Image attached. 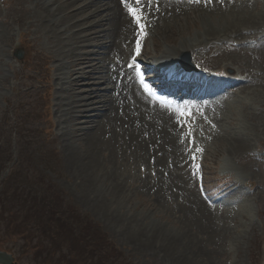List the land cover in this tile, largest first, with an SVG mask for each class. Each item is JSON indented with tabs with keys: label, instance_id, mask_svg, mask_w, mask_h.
<instances>
[{
	"label": "rangeland",
	"instance_id": "rangeland-1",
	"mask_svg": "<svg viewBox=\"0 0 264 264\" xmlns=\"http://www.w3.org/2000/svg\"><path fill=\"white\" fill-rule=\"evenodd\" d=\"M61 2L54 0L52 7L62 15L51 19L47 14L56 12L48 13L44 0H0V156L9 160L0 179L16 166L22 179L41 181L46 197H61L63 206L70 205L87 215L133 264H264V18L259 17L264 13V0H222L219 8L223 13H215V8L184 12L179 19L170 20L171 26L166 27L162 37L150 35L145 43L147 54L135 62L144 66L165 48L180 45L189 50L184 53L190 52V63L199 71L224 75L229 67L233 70L230 74L236 79L230 78L231 83L219 95L218 103L222 104L214 110L227 135L194 145L202 169L194 178L191 164L189 189L205 209L206 214L199 210L203 216H188L180 211V207L191 204H184L183 197L171 196L181 194L177 183L168 182L163 196L157 199L156 192L148 193L138 187L140 180H149L150 175L158 179V168L153 167L152 160L147 163L132 156L129 169L124 161H119L118 176L127 181L126 186L120 187L113 184L115 178L104 175V168L101 174L99 170L70 166L68 147L79 151L75 140L81 124L78 120L66 121L62 112L73 96L69 83L72 58L67 60L65 56L68 48L75 53L88 52L90 45L77 49L75 35L61 37L55 24L52 28L59 21L68 25L64 14L71 25L83 20L74 15V7L65 9ZM237 17L253 18L242 25ZM211 20H217L214 26ZM203 32L210 35H206L208 39L200 37ZM132 47L130 44L127 59ZM17 49L22 50L20 60L13 56ZM84 81L79 83L80 89L82 84L84 89L94 86L85 85L88 80ZM91 81L90 84L95 79ZM132 96L128 103L136 104L139 94ZM83 120L80 118V122ZM228 139L248 142H244L245 148L234 151ZM107 164L113 166L111 162ZM174 167V162L160 167L161 171L165 169L163 177L170 179ZM184 169L180 163V170ZM113 176L117 180L118 176ZM196 205L192 203L191 207ZM0 214V251L11 254L16 264H59V252L51 256L45 253V243H61L53 233L55 228L45 231L34 220L28 222L26 231L35 232L28 239L19 230L20 222H10L1 207ZM188 217L191 220L186 222ZM197 221H202L211 233L204 232L199 224L189 228L190 222ZM40 231L54 235L45 242Z\"/></svg>",
	"mask_w": 264,
	"mask_h": 264
},
{
	"label": "bare ground",
	"instance_id": "bare-ground-1",
	"mask_svg": "<svg viewBox=\"0 0 264 264\" xmlns=\"http://www.w3.org/2000/svg\"><path fill=\"white\" fill-rule=\"evenodd\" d=\"M61 1L62 4H65V9L66 7H74V15L82 16L83 20H78L71 25L67 21L68 16L64 14L63 19L68 25L65 27V23L60 22L59 18L56 19L59 22L51 25L52 28L55 24V27L61 30V37L63 34L75 35L73 42L77 49L79 47L87 48L86 43L90 45L88 52L78 51L75 53L73 48H68V54L65 56L67 60L72 58V62L69 63L71 77L69 83L72 87L70 91L73 92V96L70 97L71 102L63 107L62 112L66 121L76 122L78 120V125L81 124L80 130L77 131L80 134L75 140L79 151L76 152L68 147L67 155L70 166L74 168L85 167L96 172L99 170L98 173L103 172L104 168L105 176L116 179L113 174L118 176V171H121V167L116 166L119 161H124L129 169V158L132 156H135L136 160L149 161L147 163L152 160L153 167L158 168V173L156 172L155 176L158 179H154L150 175L149 180L146 178L140 180V183H137L138 187L147 190L148 193L156 192L158 194L157 199L163 196L168 182L177 183L178 186L176 187L181 189V194H172L171 196L183 197V202L186 205L191 204L192 206V203L198 205L196 208L183 206L180 207V211L187 212L188 216L193 213L197 216H203L202 213L206 214L200 200L196 197L197 195L189 189L191 186L190 167L193 163L192 174L196 178L195 166L198 152L192 144H199L207 138L224 136L227 132L219 125V120H216L214 110L222 102L219 101L218 103L219 95L225 92L226 85L231 83V79H236L230 74L233 70L228 66L229 69L224 71L225 74L222 75L221 80H215L205 72L193 73L194 78L190 80L186 72L181 71L173 64L177 58V53L182 54L189 51L180 45L173 49L165 48L158 55L159 60L157 61L158 56H155L150 63H146L148 65L146 67L134 64V59L137 60L138 58L134 57L136 51L138 56L144 57L143 40L145 32L149 31V37L153 34L155 37H162L166 27L169 26L170 28L171 26L170 20L179 19L182 13L185 14L189 10H213L215 8L214 10H217L215 13H223L219 8L222 7V0H211L212 5H210L209 0H199V2H195V0H140L139 4H136V0H123V2L122 0ZM53 2L54 0H44L49 9L48 13L54 11ZM77 2L80 3L79 6L76 5ZM125 4L130 5L136 11L140 17L139 23L133 19ZM262 14L261 16L258 14V16L264 18L262 17L264 13ZM61 15L60 12H56L52 16L47 14L51 19ZM251 18L253 17H237L236 20L243 25L248 24ZM214 21L217 20H211L212 26L215 24ZM62 26H64L63 29ZM47 28L50 27L47 26ZM232 28L235 29L233 26ZM206 35L208 34L203 32L199 36L206 40L209 38ZM130 44L133 47L131 54L129 53V59H127ZM95 55L97 56L95 57ZM65 59L63 58V60ZM132 71H135V74ZM147 71L150 74H147ZM173 72L176 75L175 81L183 79L179 85L183 84L184 89L186 87L182 95L183 99L178 102L163 99L157 94L156 88H153L155 85L164 84L163 88L169 86L170 82L166 80V75L167 73L173 74ZM229 74L230 76H228ZM84 80H92V84L87 81L85 85L92 86L94 84V86L84 89L82 84L80 89L79 85L81 82L85 83ZM149 81H159V83L150 84ZM175 94L176 92L172 96L175 97ZM132 95L137 96L134 100L136 104L128 103V99L133 97ZM188 97L191 100H187ZM183 105H187V107H183ZM219 108L221 109L223 106ZM80 118H84L83 122H80ZM214 126L219 130L214 129ZM230 139L228 140L230 141ZM244 142L232 139L229 144L234 151H240L241 148H245ZM110 162L113 166L107 164ZM171 162L176 163V167L170 172V179L168 176L164 178L163 171L165 169L163 168L161 171L160 167L162 168L166 163L171 165ZM180 163L185 168L184 172L180 170ZM144 164L148 166L146 163ZM185 174L188 178L187 176L184 178ZM132 175L134 174L132 173ZM119 176L117 180L113 179L114 183H112L119 187L126 186L125 177L120 179ZM190 220L191 217H188L185 221ZM198 224L203 226L204 232H210V229L206 230L208 227L202 221H197L196 224L190 222L189 228Z\"/></svg>",
	"mask_w": 264,
	"mask_h": 264
},
{
	"label": "trees",
	"instance_id": "trees-1",
	"mask_svg": "<svg viewBox=\"0 0 264 264\" xmlns=\"http://www.w3.org/2000/svg\"><path fill=\"white\" fill-rule=\"evenodd\" d=\"M7 163L8 157L3 159L0 156V178ZM17 171L15 166L7 176L0 179V207L5 209L10 222H20L19 230L24 232L28 239L35 235L34 231H26L33 220L45 231L56 229L52 232L60 237L62 244L53 240L45 243L46 255L51 256L59 252V264H133L125 259V255L123 256L109 236L87 215L70 205L63 206L64 199L61 197L54 199L53 194L46 197V189L39 184L41 181L32 183L27 181L26 177L22 179ZM48 190L51 192V188ZM15 204L19 207L18 210ZM18 211L22 212V215ZM2 218L0 214V219ZM51 234L45 235L40 231L39 236L45 241L54 235Z\"/></svg>",
	"mask_w": 264,
	"mask_h": 264
},
{
	"label": "water",
	"instance_id": "water-1",
	"mask_svg": "<svg viewBox=\"0 0 264 264\" xmlns=\"http://www.w3.org/2000/svg\"><path fill=\"white\" fill-rule=\"evenodd\" d=\"M19 57L18 54H16ZM13 257L10 254L0 251V264H15Z\"/></svg>",
	"mask_w": 264,
	"mask_h": 264
},
{
	"label": "snow or ice",
	"instance_id": "snow-or-ice-1",
	"mask_svg": "<svg viewBox=\"0 0 264 264\" xmlns=\"http://www.w3.org/2000/svg\"><path fill=\"white\" fill-rule=\"evenodd\" d=\"M123 2V0H122ZM195 2H199V0H195ZM140 3V0H136V4H139ZM126 7L129 8V12L130 14L133 16V18L136 20L137 23L140 22V17L137 15L136 11H134L130 5L128 4H125Z\"/></svg>",
	"mask_w": 264,
	"mask_h": 264
}]
</instances>
